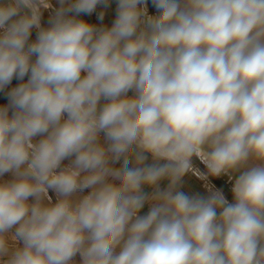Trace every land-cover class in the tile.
<instances>
[{
  "label": "clouds",
  "instance_id": "9594fccd",
  "mask_svg": "<svg viewBox=\"0 0 264 264\" xmlns=\"http://www.w3.org/2000/svg\"><path fill=\"white\" fill-rule=\"evenodd\" d=\"M110 4L0 0V264H264V0Z\"/></svg>",
  "mask_w": 264,
  "mask_h": 264
},
{
  "label": "crops",
  "instance_id": "0c3cea01",
  "mask_svg": "<svg viewBox=\"0 0 264 264\" xmlns=\"http://www.w3.org/2000/svg\"><path fill=\"white\" fill-rule=\"evenodd\" d=\"M52 4L53 6H58L57 0H52ZM148 8H149L150 14H155L156 10L152 7L151 3H149ZM50 11L51 10L46 11L44 13L43 23H45V26H46V21L50 15ZM101 11L105 13L104 19L102 21L97 18L96 13H94L92 16H85L82 18L87 20L90 23L96 24L97 26L106 25L110 27L116 16V0H111L110 7H108L107 9L98 7L96 10L97 13ZM32 38L33 39L35 38V31L33 32ZM17 83L18 81L14 80L13 86H15ZM2 103H6V101L0 98V104ZM65 163H67V161H65ZM195 165L197 168H201V169L203 168V165H201L199 161H195ZM212 183L217 188H220L223 190L225 196L229 199V201L232 200V194H231L232 181H230L227 176H223L219 179H215L212 181ZM185 190L190 191V192H197V191L204 192L205 191L202 186V182L197 178V175L195 173L185 178ZM146 211H147V206L145 207L144 210H142L141 214H144Z\"/></svg>",
  "mask_w": 264,
  "mask_h": 264
},
{
  "label": "rangeland",
  "instance_id": "374dc122",
  "mask_svg": "<svg viewBox=\"0 0 264 264\" xmlns=\"http://www.w3.org/2000/svg\"><path fill=\"white\" fill-rule=\"evenodd\" d=\"M131 94V93H130ZM38 139V138H37ZM10 175L6 174L5 177H3L2 179H10ZM77 261L79 260V257H76Z\"/></svg>",
  "mask_w": 264,
  "mask_h": 264
}]
</instances>
